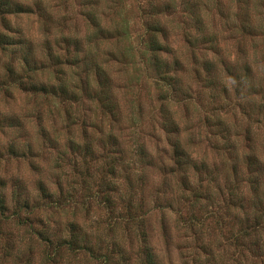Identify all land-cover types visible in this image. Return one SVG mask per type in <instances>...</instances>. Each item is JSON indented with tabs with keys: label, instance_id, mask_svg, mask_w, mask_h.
<instances>
[{
	"label": "clouds",
	"instance_id": "1",
	"mask_svg": "<svg viewBox=\"0 0 264 264\" xmlns=\"http://www.w3.org/2000/svg\"><path fill=\"white\" fill-rule=\"evenodd\" d=\"M2 7L0 264H264V0Z\"/></svg>",
	"mask_w": 264,
	"mask_h": 264
},
{
	"label": "rangeland",
	"instance_id": "2",
	"mask_svg": "<svg viewBox=\"0 0 264 264\" xmlns=\"http://www.w3.org/2000/svg\"><path fill=\"white\" fill-rule=\"evenodd\" d=\"M1 1H3L2 3H4V4H8L10 2V0H0V2ZM197 2H198V0H186V3L188 5V8L189 9H195L197 7ZM6 11H9V10L7 9ZM29 14H30L29 11H27V10H25L23 8L16 9L15 11L10 12V13H5V11L3 12V10L0 8V26H3V27H7L8 26L7 17L9 15H12L14 17L15 16H19L21 18L26 19L29 16ZM37 35H38V32H37ZM165 39H169V38L168 37H165ZM173 39H174V47H175V50H177L178 52H182V50L185 47H188V48H191L192 47V44L190 42H188L187 40H185L184 38H182V37H176V38H173ZM213 39H215V38H213ZM66 40L63 43L62 50L66 51V52L67 51H71L72 50V45H70V46L67 47V45L65 43ZM70 42H71V44H74L75 43L74 41H70ZM22 43H23V41H18V40H14V39H10V38L4 37V43L1 45V42H0V62H2L3 54L8 51V48L9 47H12V45H18V44H22ZM226 44H227L226 41H223V40H220L219 41V45H220V48L221 49ZM45 47L48 49L49 54H50V52H51L50 45H47L46 44ZM171 50L172 49H169V51H171ZM214 54H219V50H217V52L214 53ZM24 58H27V60L29 61V63L33 62L35 60L34 59V50L33 49H30L29 52L25 53V56L23 57V62H24V66H25L26 63H25ZM57 58H58V60L54 59L53 61H54L55 64H60L61 61H60L59 57H57ZM14 60H15V53L9 54V61L10 62L7 65H3V67H4V73H0V76L1 77L4 74H6L7 75V79L13 80V78H11V77L9 78L8 75H9V70L10 69H12L13 71H15ZM77 63H79L78 60L68 61V62H65V66L70 68V67L75 66ZM44 66H45L44 69H42L40 71H35V72H44V71H47L48 70V66L47 65H44ZM204 68H205V71L206 72H209L210 73V72L214 71L215 65L212 62H208V63H206L204 65ZM59 71H63V70L62 69H59ZM17 74H22V73H17ZM19 91H20V93L22 95H32V96L40 95V94H34L32 92H27V91H25L23 89H20ZM3 123L11 124L13 122L10 121V120H5Z\"/></svg>",
	"mask_w": 264,
	"mask_h": 264
},
{
	"label": "trees",
	"instance_id": "3",
	"mask_svg": "<svg viewBox=\"0 0 264 264\" xmlns=\"http://www.w3.org/2000/svg\"><path fill=\"white\" fill-rule=\"evenodd\" d=\"M3 1H1L0 2V7H2L3 5H6V4H4V3H2ZM2 10H3V12L5 11V13H10L9 11H6L7 10V7H2L1 8ZM3 38V39H2ZM0 42H1V45L4 43V37L3 36H0ZM66 45H67V47L68 46H70V45H73V44H71V42L70 41H68V40H66ZM6 44V43H5ZM154 47H161V48H163L164 46L163 45H154ZM77 51L79 50V48H78V46H77ZM49 58H50V60H54V59H56V60H58V58L57 57H53L52 56V54H51V52H50V54H49ZM24 60H25V63H26V65L24 66L25 67V69H26V71L27 72H35V71H40V70H42V69H44L45 68V66H44V64H42V63H37V62H35V60L33 61V62H31V63H29V61L27 60V58H24ZM31 64V65H30ZM22 74H17L15 71H13L12 69H10L9 70V75H8V77L10 78H13V81H15V80H18V79H22V76H21ZM1 77V76H0ZM21 89H23V90H25V91H27V92H32V93H34V94H40V95H44V96H47L48 94L46 93V92H42V91H39V90H33V89H30V88H28V89H26V88H21Z\"/></svg>",
	"mask_w": 264,
	"mask_h": 264
}]
</instances>
